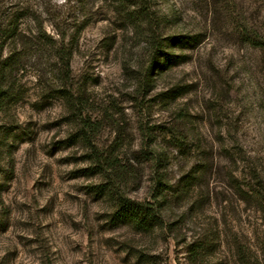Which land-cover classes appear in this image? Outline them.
Wrapping results in <instances>:
<instances>
[{"label": "rangeland", "instance_id": "1", "mask_svg": "<svg viewBox=\"0 0 264 264\" xmlns=\"http://www.w3.org/2000/svg\"><path fill=\"white\" fill-rule=\"evenodd\" d=\"M135 2L0 0V264H264V0Z\"/></svg>", "mask_w": 264, "mask_h": 264}, {"label": "trees", "instance_id": "2", "mask_svg": "<svg viewBox=\"0 0 264 264\" xmlns=\"http://www.w3.org/2000/svg\"><path fill=\"white\" fill-rule=\"evenodd\" d=\"M135 4L133 6L138 7L139 13L142 14V16L148 21V23L152 26L153 25V17H151L150 9H149V1L151 0H135ZM3 36L7 37L8 39L12 40H18L19 37H21V33L19 31V25H18V18H15L14 20L10 21L6 31L3 33ZM260 36L255 32L254 37L249 36L246 38V42L256 48H264V42L263 40L259 39ZM166 41L177 42L179 41V38H170L166 40H162L158 36L152 34L151 39V48H150V61L148 64V72L150 69H154L158 62L167 56L164 52V46L163 44ZM169 59V58H168ZM12 60H6L4 63L6 66L9 67L11 65ZM5 66V67H6ZM147 72V73H148ZM2 86H0V109L2 107V102L4 101V97L6 96V92L2 90ZM102 173L106 174V179L109 180L110 186L107 190L108 195L112 196V198L115 201L116 204V211L113 214V220L117 222H129L133 224L137 229L143 231V232H150L154 228L161 226V206H156L153 204H140L138 202L132 201L124 196L118 195L114 189H113V177L110 174L109 171H102ZM164 173L158 172L156 176L155 181V203H158V198L162 195V188H164L163 179ZM190 181H194L195 177L190 176L188 177ZM251 195L252 199H254L258 210L261 212V214L264 217V195L263 192L260 190V188L257 186L253 189H251ZM160 204V203H159ZM193 253V252H192Z\"/></svg>", "mask_w": 264, "mask_h": 264}]
</instances>
